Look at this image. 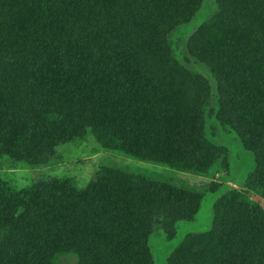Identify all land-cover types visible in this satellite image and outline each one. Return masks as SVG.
<instances>
[{
	"label": "trees",
	"instance_id": "obj_1",
	"mask_svg": "<svg viewBox=\"0 0 264 264\" xmlns=\"http://www.w3.org/2000/svg\"><path fill=\"white\" fill-rule=\"evenodd\" d=\"M202 0H0V155L36 167L92 134L105 150L206 174L227 150L205 136L209 83L172 58L168 35ZM188 41L214 74L218 123L252 153L264 202V0H216ZM200 195L148 174L97 170L83 188L0 182V264H153L149 239L191 221ZM167 264H264V209L236 191Z\"/></svg>",
	"mask_w": 264,
	"mask_h": 264
},
{
	"label": "rangeland",
	"instance_id": "obj_2",
	"mask_svg": "<svg viewBox=\"0 0 264 264\" xmlns=\"http://www.w3.org/2000/svg\"><path fill=\"white\" fill-rule=\"evenodd\" d=\"M216 11V0H202L194 16L170 32L168 45L172 58L177 60L190 76L200 75L209 83V102L205 108V136L212 144L226 148V167L215 164L206 174L177 171L164 164L139 160L115 150H105L89 133L80 140L58 145L49 161L36 167L0 155V182L18 190L38 182L68 179L75 187L83 188L97 170L112 167L132 174H148L188 187L201 197L197 213L191 221H178L175 224L174 237L170 240L166 238L160 226L153 228L149 239L153 264H167L168 257L186 235L206 232L212 222L215 203L232 190L239 194L243 202L259 204L264 209V202L245 183L254 168L253 155L243 148L234 132L215 119L213 112L217 109V94L214 74L207 66L195 60L187 48L190 37L204 26ZM58 264H76V260L72 256H64L59 259Z\"/></svg>",
	"mask_w": 264,
	"mask_h": 264
}]
</instances>
